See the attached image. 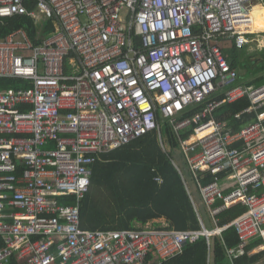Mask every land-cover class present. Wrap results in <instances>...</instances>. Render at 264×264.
Instances as JSON below:
<instances>
[{
    "label": "built area",
    "instance_id": "built-area-1",
    "mask_svg": "<svg viewBox=\"0 0 264 264\" xmlns=\"http://www.w3.org/2000/svg\"><path fill=\"white\" fill-rule=\"evenodd\" d=\"M255 6L264 0H0V22L57 25L38 45L22 28L0 37V79L20 82L0 88V264H160L200 236L210 247L229 227L238 238L230 263L251 242L264 251V85L239 84L223 53L227 44L264 47V33L251 32ZM244 98L250 106L234 118L255 121L235 131L215 118ZM162 125L212 228L197 213V231L82 229L95 160L151 132L161 144ZM223 178L236 185L229 194ZM236 205L245 211L219 227L217 216Z\"/></svg>",
    "mask_w": 264,
    "mask_h": 264
},
{
    "label": "trees",
    "instance_id": "trees-1",
    "mask_svg": "<svg viewBox=\"0 0 264 264\" xmlns=\"http://www.w3.org/2000/svg\"><path fill=\"white\" fill-rule=\"evenodd\" d=\"M26 4L28 9H32L30 4ZM252 20L253 24L257 21L263 28L264 21L261 22L260 18H254L252 15ZM43 25V29L40 30L28 17L17 16L5 19L0 22V37L22 28L27 31L31 41L38 45L43 38L56 32L57 25L53 18L47 19ZM223 53L232 69L244 72L237 74L239 84L264 85V49L258 52L260 61L255 58V54L241 52L233 45L224 46ZM19 84L17 80L0 79V88ZM215 99L222 100L223 96H217ZM249 106V100L244 98L233 104L220 106L214 112V116L238 131L256 119L253 113L242 115L241 120L234 118L236 114ZM199 110L200 107L192 109L189 115ZM157 118L160 121L159 115ZM189 134L191 130L181 135L186 138ZM169 136L172 150L178 148L173 134L169 133ZM91 173L89 190L80 202L82 229L89 231L137 230L148 224L155 228H162L153 221L164 219L166 229L200 230L197 213L172 163L170 154L161 148L157 132H151L110 153L101 155L93 163ZM155 177H160L163 182L158 184L154 180ZM58 200L61 204L75 203L73 197H60ZM244 211L243 205L224 210L217 216L218 226L222 227L231 223ZM210 242L208 247L206 239L200 236L195 243L185 246L183 253L171 260L172 264H208L209 257H211V264H230L226 249H234L238 245L235 230L229 227L221 233L220 237L212 236ZM257 245H260L258 241L252 242L244 250L243 255L234 257L233 263L247 264L255 261L256 257L251 258L248 253ZM11 264L17 263L12 261Z\"/></svg>",
    "mask_w": 264,
    "mask_h": 264
},
{
    "label": "rangeland",
    "instance_id": "rangeland-1",
    "mask_svg": "<svg viewBox=\"0 0 264 264\" xmlns=\"http://www.w3.org/2000/svg\"><path fill=\"white\" fill-rule=\"evenodd\" d=\"M253 17L257 18V19L260 18V16L258 14H254ZM260 21L263 22L264 19L260 18ZM258 40L261 42L262 40H264V36L261 35V37H259ZM226 46H230V44H227ZM262 49H264V47L260 46L259 43L254 41L249 46H246V47H244L242 49H239V51H241V52L242 51H246L249 54H255V58L259 59L258 52L261 51ZM259 61H260V59H259ZM246 63H248V62L246 61ZM246 67H248V66H246ZM248 68L251 69V67H248ZM236 72L239 75L244 73L243 71L239 72L238 70H236ZM169 133L170 132L166 129V127L162 125V131H161V134H162L161 141H162V143L160 144V145H162L161 148L163 149L164 152H166L167 154H170V157L172 158V161L177 163L183 169V168H185V165L182 163V159H181V156H180V153H179L178 149L175 148V149L172 150ZM158 140H159V143H160L159 137H158ZM222 184H227L229 186L227 189H225L223 194H229L231 191H233L236 188V185H235L234 181H229L228 178L220 179L219 180V185L222 186ZM190 188H191V185H190ZM199 213L201 215V220L203 221L205 227L207 229H211L212 225L210 223V220H209V217L207 215L206 210L200 208L199 209ZM152 227L155 228L154 226H152Z\"/></svg>",
    "mask_w": 264,
    "mask_h": 264
},
{
    "label": "crops",
    "instance_id": "crops-1",
    "mask_svg": "<svg viewBox=\"0 0 264 264\" xmlns=\"http://www.w3.org/2000/svg\"><path fill=\"white\" fill-rule=\"evenodd\" d=\"M263 26H264V25H263ZM254 30H262L260 24H259L257 21H255L254 24L252 23L251 31H254ZM263 36H264V34H263ZM258 43H259V42H258ZM259 44L261 45L262 43H259ZM225 46H226V45H225ZM248 46H249V45H248ZM180 156H181V155H180ZM193 195H194L193 199H194V203H195V206H193V207H195L194 210H196V211H197L196 213H198L199 216L201 217V215H200V213H199V209L202 208V209L206 210V208L202 205V203H201V201H200V198H199V196L197 195V193H196L195 191L193 192ZM191 203H192V202H191ZM153 222L159 224V227H162V228L166 226V223H165V220H164V219L154 220ZM251 243H252V242H251ZM251 243H250V244H251ZM210 244H211V242H210ZM250 244H249V245H250ZM249 245H248V246H249ZM248 246H247V247H248ZM247 247H246V248H247ZM184 248H185V247H184ZM246 248H245V249H246ZM183 250H184V249H183ZM182 253H183V252H182ZM179 256H180V255H179ZM179 256H177V257H179ZM236 256H241V255H239V254L237 253L234 257H236ZM248 256L251 257V258H252V257H256L255 261H253V262L261 261V260H264V251H261L259 245H257L255 248H253L252 250L249 251ZM177 257H175V258H177ZM234 257L232 258V263H233V259H234ZM173 259H174V258H173ZM171 260H172V259H171ZM171 260L164 261V262H162V263H160V264H172ZM207 263H208V264H211V257L208 258ZM232 263H230V264H232ZM233 264H234V263H233Z\"/></svg>",
    "mask_w": 264,
    "mask_h": 264
},
{
    "label": "bare ground",
    "instance_id": "bare-ground-1",
    "mask_svg": "<svg viewBox=\"0 0 264 264\" xmlns=\"http://www.w3.org/2000/svg\"><path fill=\"white\" fill-rule=\"evenodd\" d=\"M254 14H258L260 16V18L264 19V7L263 6H255L253 9L252 15H254ZM251 32L264 33V26H263L262 30H254Z\"/></svg>",
    "mask_w": 264,
    "mask_h": 264
}]
</instances>
